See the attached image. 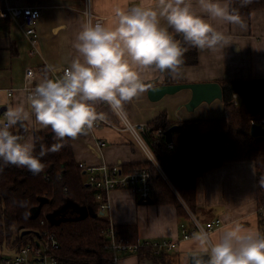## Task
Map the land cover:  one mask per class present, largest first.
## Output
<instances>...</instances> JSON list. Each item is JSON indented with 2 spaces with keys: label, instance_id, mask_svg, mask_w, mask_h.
<instances>
[{
  "label": "crops",
  "instance_id": "1",
  "mask_svg": "<svg viewBox=\"0 0 264 264\" xmlns=\"http://www.w3.org/2000/svg\"><path fill=\"white\" fill-rule=\"evenodd\" d=\"M139 3L140 0H0V8L14 5L40 9L35 22L38 52L34 54L29 52L30 44L19 21L8 19V28L5 29L1 25L5 20L0 18V104L5 105L7 110L23 106L31 112L30 99L22 88L25 67H33V83L36 86L45 79H51L52 71L59 72L64 66L70 67L72 61L78 58L74 46L76 37L89 19L93 23L100 22L113 27L116 9L128 10ZM193 10L199 11L195 2ZM241 19L243 28L233 24H218V30L225 34L226 43L212 49H197L196 64L179 65L174 72L144 70L142 77L145 91L125 103L121 109L127 118L147 124L165 112L167 120L172 123L217 119L224 117V101L228 98L239 102L240 94L241 100L250 98V103H255V99H262L263 93L255 86L235 79L264 76V8L253 9L248 17ZM162 26H166L164 22ZM222 80L224 81L220 87L224 88L221 89V95L211 99L195 101L190 87H181L183 90L177 89L154 99L148 96L149 88L161 83ZM10 87L13 92L8 96L5 89ZM213 101H219L216 111L210 110L209 106L203 107L200 112L196 110L198 106L202 107L201 103L209 105ZM94 108L114 125L96 124L77 138H70L75 160L94 165L117 163L122 171H128V166L147 161L132 135L121 128L122 121L116 111L105 102H96ZM27 125L29 131L24 138L33 136V131L41 128L35 124L34 116L32 124ZM82 173L87 185L84 172ZM108 196V219L114 224H135L139 239L164 238L175 242L176 247L172 250L176 253L175 264H189L191 254L202 253L194 241V236L198 233L183 237L181 224L190 228L191 218L189 214L187 218L180 216L174 204L140 202L134 191L129 189H113ZM179 199L182 203V199ZM257 200L254 161L226 160L221 165L204 171L197 178L196 208L192 213L202 223L220 219V224L209 233V237L215 242L220 239L225 228L233 225H240L243 230L260 232ZM182 205L184 207V203ZM14 253L16 252L11 255ZM120 264L161 263L138 254H123Z\"/></svg>",
  "mask_w": 264,
  "mask_h": 264
},
{
  "label": "trees",
  "instance_id": "2",
  "mask_svg": "<svg viewBox=\"0 0 264 264\" xmlns=\"http://www.w3.org/2000/svg\"><path fill=\"white\" fill-rule=\"evenodd\" d=\"M229 3L240 17H248L253 9L264 8V0H251L246 6H241V0H229ZM3 20L2 28L7 29L8 19ZM173 35L182 47L187 48L181 65L196 64L197 48L186 44L182 36ZM235 80L255 86L264 95V76ZM250 100H225L223 118L179 121L181 129L173 131L172 147L154 134L157 128L165 130L172 124L165 112L146 124L143 136L160 168L145 161L128 166L126 170L149 166L152 188L150 202L172 203L179 215L187 218L188 213L179 198L194 213L195 185L199 175L226 160L238 159L254 161L258 200H264V137L253 136L249 129L250 118H264V97L255 99V103H250ZM10 131L25 137L29 128L25 122L23 126L17 124ZM33 136L36 156H39L41 147L47 150L58 142L63 147L59 152H49L41 158L45 167L38 175H33L26 168L11 165L0 171V247H11L18 252L21 246L36 245L37 240L45 239L44 232H52L57 246L48 251L58 264L107 263L112 254L107 236L109 219L94 199L95 189L87 186L83 180V169L73 156L70 138L56 140L50 127L35 129ZM41 196L47 200L42 202L35 214L36 210L31 211V208L39 204ZM114 228L118 235L129 241L137 239L135 224H114ZM259 228L260 233L264 234V222L260 220ZM23 229L30 232L21 235ZM137 254L161 264H175L176 260L174 251L156 253L150 248H141Z\"/></svg>",
  "mask_w": 264,
  "mask_h": 264
},
{
  "label": "clouds",
  "instance_id": "3",
  "mask_svg": "<svg viewBox=\"0 0 264 264\" xmlns=\"http://www.w3.org/2000/svg\"><path fill=\"white\" fill-rule=\"evenodd\" d=\"M249 3L241 0V6ZM218 24L244 27L230 3L221 0H140L131 9H116L113 27L89 19L76 37L78 58L63 77L45 79L35 87L29 98L31 112L23 106L7 111L6 123L0 124V171L11 165L38 175L45 167L41 158L63 147L59 142L47 150L41 147L36 156L35 137H21L11 128L32 124L34 116L35 124L50 127L56 140L77 138L93 128L96 102L119 111L145 91L144 70L176 71L187 48L173 33L192 47L212 49L226 43ZM194 241L207 257H194V264H264V234L259 231L233 225L214 242L201 228Z\"/></svg>",
  "mask_w": 264,
  "mask_h": 264
},
{
  "label": "built area",
  "instance_id": "4",
  "mask_svg": "<svg viewBox=\"0 0 264 264\" xmlns=\"http://www.w3.org/2000/svg\"><path fill=\"white\" fill-rule=\"evenodd\" d=\"M40 15V9L33 6H14L6 5L0 8V18L3 19H17L22 28L24 35L27 37L30 47L29 52L34 54L38 52L37 41L38 32L35 27V22ZM69 66H64L59 72L52 71L51 79L56 80L63 77L65 69ZM34 69L31 66H26L24 69V83L22 88L27 97L30 98L36 85L33 83ZM6 94L9 96L13 92V88H6ZM235 97V96H234ZM236 102V101H234ZM0 104V124L6 123L7 108L1 109ZM97 113V112H96ZM117 115L122 121L121 128L127 130L144 152L147 162L159 167L158 160L146 142L143 132L146 129V123L143 121H133L127 118L122 110L116 111ZM96 124L105 123L113 126L114 124L97 113ZM257 123L264 128V118L256 117L250 118V124ZM156 136H160L164 139V130L157 128L154 132ZM165 141V139H164ZM100 143V141H99ZM168 147H172V141H165ZM78 165L83 169L85 180L88 186L95 189L94 199L98 203L99 209L107 214L109 207V192L113 189H129L134 191L138 200L141 202H147L151 198V183H150V168L148 165L134 168L130 171H122L117 163L100 165L89 164L85 162H78ZM161 174L164 176L162 170ZM184 203V207L190 216L191 227L187 228L184 224H181V232L184 238L191 236L193 233H199L203 228L209 235L210 231L220 224V219L202 223ZM257 214L261 223L264 222V200H257ZM45 239L37 240L36 245H24L21 246L18 252L14 255H0L2 258L1 264H58L54 255L48 250L57 246V242L53 237L52 232H44ZM107 236L109 237L108 247L111 249V258L105 264H120V258L123 254L132 255L137 254L141 248H150L154 252L159 251H172L176 247V243L167 239L152 240V239H139L135 241H129L123 236L117 234L114 228V223L109 220V226L107 227ZM9 256V257H4Z\"/></svg>",
  "mask_w": 264,
  "mask_h": 264
},
{
  "label": "water",
  "instance_id": "5",
  "mask_svg": "<svg viewBox=\"0 0 264 264\" xmlns=\"http://www.w3.org/2000/svg\"><path fill=\"white\" fill-rule=\"evenodd\" d=\"M181 87H190L192 92H193V97L195 101H198L200 99H211L215 96H220L221 95V89L224 88L220 87V85L216 82H205V83H185V82H177V83H161V84H157L152 86L151 88H149L148 90V96L152 99L154 98H158L159 96H162L166 93H172L174 91H176L177 89L181 88ZM6 106L5 105H1V109H4ZM181 129V125L179 123H172L168 128H166L164 130V139L165 141H172L173 139V131H178ZM250 133L253 136H260V137H264V128L257 123H252L250 124ZM39 204L32 207V210H36L35 214L39 211L40 206L42 204V202L46 201L47 198L46 197H39ZM34 216V215H32ZM30 230L29 229H23L20 234H26L29 233ZM36 235L38 237H40V234L36 232ZM194 257H201L204 259H207L206 255L204 253H200V254H191L189 256V264H194ZM49 264H53V263H49Z\"/></svg>",
  "mask_w": 264,
  "mask_h": 264
},
{
  "label": "rangeland",
  "instance_id": "6",
  "mask_svg": "<svg viewBox=\"0 0 264 264\" xmlns=\"http://www.w3.org/2000/svg\"><path fill=\"white\" fill-rule=\"evenodd\" d=\"M213 82H216L219 85H221V83H219L217 81H213ZM179 90H183V89L179 88ZM238 99L241 100V95L240 94H239V98ZM221 105L223 106V104H221ZM221 105H220V109H222ZM201 106L202 107L198 106L196 110H198L200 112L203 107L209 106L210 110L216 111L218 109V107H219V101H213L209 105L206 102H204V103H201ZM2 248H4V249H1V247H0V255H11L14 252V249H12L11 247L3 246ZM8 251H9V253H7ZM4 257H9V256H4Z\"/></svg>",
  "mask_w": 264,
  "mask_h": 264
}]
</instances>
